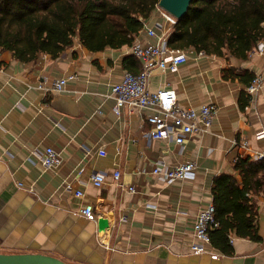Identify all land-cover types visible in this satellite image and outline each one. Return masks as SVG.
Masks as SVG:
<instances>
[{"label": "crops", "instance_id": "obj_1", "mask_svg": "<svg viewBox=\"0 0 264 264\" xmlns=\"http://www.w3.org/2000/svg\"><path fill=\"white\" fill-rule=\"evenodd\" d=\"M161 21L156 10L148 23ZM136 41L155 39L141 32ZM188 53L177 71L156 70L150 80L153 92L175 89L183 107L218 106L211 129L181 147L147 138L152 110L114 112L112 86L125 72L142 69L130 47L93 53L76 41L58 59L45 54L28 64L0 49V253L44 254L69 264H264V193L254 196L261 241L232 234L231 255L215 247L191 252L194 223L213 202L214 180L234 174L239 157L264 155V137H258L264 132V41L263 51L254 49L245 61ZM231 67L261 77L260 90L251 96L227 78ZM70 75L63 91L52 89ZM243 91L251 97L245 109ZM48 147L60 152V166H43L38 155ZM159 160L195 162L196 177L167 184L152 175ZM115 171L122 175L118 183ZM98 172L108 175L102 187L92 181ZM85 205L94 208L95 220L80 212Z\"/></svg>", "mask_w": 264, "mask_h": 264}, {"label": "trees", "instance_id": "obj_2", "mask_svg": "<svg viewBox=\"0 0 264 264\" xmlns=\"http://www.w3.org/2000/svg\"><path fill=\"white\" fill-rule=\"evenodd\" d=\"M160 0H0V49L32 63L42 55L60 58L76 41L90 52L131 47ZM264 40V0H193L168 38L171 47L219 57L249 59ZM135 57V56H134ZM248 88L255 74L225 70ZM251 97L241 93L245 109ZM234 174L214 180L213 204L219 226L213 246L231 255V235L261 241L254 196L264 193V157H239ZM236 174L240 176L238 180Z\"/></svg>", "mask_w": 264, "mask_h": 264}, {"label": "built area", "instance_id": "obj_3", "mask_svg": "<svg viewBox=\"0 0 264 264\" xmlns=\"http://www.w3.org/2000/svg\"><path fill=\"white\" fill-rule=\"evenodd\" d=\"M157 11L162 18L153 27L149 26L148 21L144 22L141 32L155 42L144 44L135 41L130 47V51L142 63V69L139 73L125 72L120 82L112 86V96L115 100L114 112L121 115L124 110L128 114L134 115L143 110H152V113L146 116V121L151 124V129L146 132L150 141L168 140L183 147L187 137L199 132H208L213 126L218 113V106L214 103L204 104L200 107H183L178 102L177 92L173 88H164L157 92L150 89V80L156 70L177 71L189 59L188 50L173 48L168 43L169 35L173 26L177 23V18L162 9L159 4ZM264 41V40H263ZM263 41L256 48L258 52L263 51ZM199 55H205L203 52ZM74 78L73 75L60 78L53 82L52 89L55 92L64 90L67 82ZM263 79L256 77L252 84L247 88V92L253 96L262 87ZM39 88H44L39 85ZM258 137H264V132L258 134ZM247 146V143H244ZM100 156H105L104 151L99 152ZM39 158L45 168H54L62 164L63 159L59 151L53 147H48ZM263 154H256V159L263 158ZM197 165L195 162L187 161L177 166H170L164 160H159L154 164L152 175L158 177L167 184L177 181L194 179L196 177ZM121 172L115 171L112 178L115 182L121 179ZM108 175L104 172H98L93 175L92 181L96 187H102L107 182ZM21 185V184H20ZM130 192L134 193L135 188L131 186ZM76 197L82 198V190H76ZM80 212L91 220H95L94 208L85 205ZM215 205L210 203L201 210L194 223L193 241L191 243V252L193 254H204L213 248L211 230L219 226V221L215 215ZM127 220L126 217L123 218ZM231 243L233 239L231 237ZM211 257L217 259L219 254L211 252Z\"/></svg>", "mask_w": 264, "mask_h": 264}, {"label": "water", "instance_id": "obj_4", "mask_svg": "<svg viewBox=\"0 0 264 264\" xmlns=\"http://www.w3.org/2000/svg\"><path fill=\"white\" fill-rule=\"evenodd\" d=\"M193 0H160L159 6L182 20L191 7ZM103 228L108 227V221L102 220ZM0 264H69L54 256L34 253H0Z\"/></svg>", "mask_w": 264, "mask_h": 264}]
</instances>
